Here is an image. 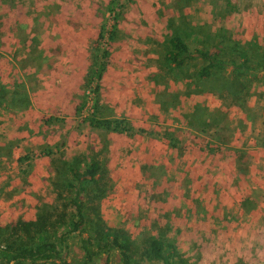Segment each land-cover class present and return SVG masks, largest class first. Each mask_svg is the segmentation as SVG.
Masks as SVG:
<instances>
[{"label": "rangeland", "instance_id": "obj_1", "mask_svg": "<svg viewBox=\"0 0 264 264\" xmlns=\"http://www.w3.org/2000/svg\"><path fill=\"white\" fill-rule=\"evenodd\" d=\"M103 25L116 37L105 33L98 47L111 64H129L119 87L141 113L135 127L127 120L130 134L115 135L123 163L108 161L119 152H105L89 125L99 109L109 113L94 110L93 83L70 116H46L39 94L43 78L86 74ZM173 32L191 48L224 38L261 53L264 0H0L1 225L34 219L43 205L63 212L71 196L63 163L86 155L107 170L97 216L129 234L142 264H159L142 255L153 237L172 242L186 264H264V77H241L236 98L210 82L197 86L163 60ZM60 60L68 71L58 72ZM194 112L219 121L197 130ZM64 264H81L75 242Z\"/></svg>", "mask_w": 264, "mask_h": 264}, {"label": "trees", "instance_id": "obj_2", "mask_svg": "<svg viewBox=\"0 0 264 264\" xmlns=\"http://www.w3.org/2000/svg\"><path fill=\"white\" fill-rule=\"evenodd\" d=\"M105 33L108 41H112L116 37V28L112 26L107 32L104 25L99 28L97 46L91 50L92 63L84 80L86 90L94 84L95 111L100 107L97 100L99 81L109 63V51L98 47ZM188 40L187 36L171 33L163 42V60L197 86L202 82H210L216 89L224 90L236 98L243 89L241 77H264V50L261 53H257V50L246 51L236 46L235 42L226 44L224 38H217L214 43H208L204 38L191 48ZM249 53H253V56ZM224 72L227 78L220 76ZM97 115L89 118L90 126L106 131L132 132L125 117L100 118ZM214 115L194 112L188 121L195 129L204 131L205 127L216 125L219 121V117L213 118L211 122L205 121ZM170 146L173 145L170 143ZM63 168L69 175L65 188L71 193L68 203L61 208L63 212L53 216L57 210L52 211L43 205L37 210L34 219H17L0 224V264H64L71 241L80 250L81 264H142L141 254L138 257L134 252L129 234L122 228L105 225L96 214L93 203L105 197L109 188L106 168L86 155L63 163ZM49 227H55L54 236L47 233ZM144 254L159 264H186L177 256L175 245L160 237L149 239V247L145 248Z\"/></svg>", "mask_w": 264, "mask_h": 264}, {"label": "crops", "instance_id": "obj_3", "mask_svg": "<svg viewBox=\"0 0 264 264\" xmlns=\"http://www.w3.org/2000/svg\"><path fill=\"white\" fill-rule=\"evenodd\" d=\"M64 59L65 58H63V60ZM63 60H60L61 62L57 63L58 67L56 68L59 73L61 70L68 71L65 70L66 68H68V65L63 62ZM91 63L92 60L90 58L89 65H91ZM89 68L90 67L86 69L85 73H87ZM128 69L130 70L129 64H111L109 61L99 81L97 96L99 105L103 108H107V110H109V113H107L104 109H100L98 116L100 118H117L118 116H125V118L131 123V126L135 127V123L141 121L138 118L141 113L140 111L137 112V102H133L130 97L131 93L130 95H126V88L119 87L121 83H123L124 85L126 84V78H129V74L127 72L129 71ZM85 75L86 74L83 75V73L81 72L80 78L78 77L74 79L60 80L57 79L53 80V84L48 81V79L46 80L43 78L44 81H41V83L39 84V87H41L40 92L42 91L43 93L39 94L44 99V103L47 109L46 111H48L46 116L54 118L56 117V114L58 115L60 113H64L65 116H70L72 113H76L77 102H80V100L82 99L81 96L83 95ZM107 75L109 80L106 79ZM121 75L123 76L122 82L120 81ZM126 75L128 77H126ZM110 76L112 78H110ZM53 85L55 86V91ZM44 96L48 99H46ZM97 129V134L100 135L103 139L100 141V143H105L106 148L104 149V151L110 153L115 151L119 152V154L115 158L111 157V155H108V161L112 159H119V161L123 163V160H126V158L124 157L125 154L121 153L123 151L121 142H115V140L117 139L115 135L118 133L113 131H106L104 129L100 131L99 128ZM95 142L97 143V141ZM36 143L39 144L38 141ZM42 158H44V156ZM29 219H32V216Z\"/></svg>", "mask_w": 264, "mask_h": 264}]
</instances>
